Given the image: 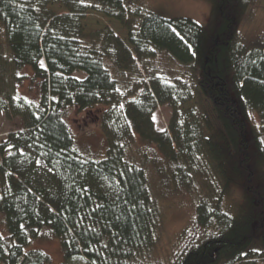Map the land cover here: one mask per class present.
Wrapping results in <instances>:
<instances>
[{
  "label": "trees",
  "instance_id": "1",
  "mask_svg": "<svg viewBox=\"0 0 264 264\" xmlns=\"http://www.w3.org/2000/svg\"><path fill=\"white\" fill-rule=\"evenodd\" d=\"M72 1L124 27L131 50L110 35L120 56L108 60L82 43L71 24L38 23L29 6L45 0H0L7 20V38L0 45V113L23 124L0 144V264H53L47 254L29 251L45 230L60 241L62 264L77 259L87 264H264V41L247 45L239 34L255 1L208 0L212 10L205 26L134 9L127 0ZM154 51L191 70L199 92L212 104L221 129L204 117L203 145L226 183L215 207L196 200L195 217L172 246L168 262L156 257L162 221L147 173L153 158L138 152V163L130 153L139 151L140 142L176 162L180 153L200 149L192 146L199 131L196 126L182 131L177 123L182 105L195 95L184 81L151 76L139 86L120 83L117 66L128 70ZM39 56L44 72L38 70ZM15 65L30 66L42 76L40 103L6 90ZM79 73L85 78H77ZM166 105L174 116L170 131L159 133L152 116ZM95 108L104 109L100 123L107 155L85 162L75 152L76 136L66 117L71 109ZM173 176L177 187L192 191L186 173ZM236 191L240 196L226 203Z\"/></svg>",
  "mask_w": 264,
  "mask_h": 264
},
{
  "label": "rangeland",
  "instance_id": "2",
  "mask_svg": "<svg viewBox=\"0 0 264 264\" xmlns=\"http://www.w3.org/2000/svg\"><path fill=\"white\" fill-rule=\"evenodd\" d=\"M127 1L134 9L139 8L166 19L185 18L205 26L211 18L212 3L208 0ZM254 1L252 9L239 29L240 37L247 45L264 41V0ZM29 9L34 12L37 22L41 25L48 24L50 20H58L61 27L71 24L75 27L77 37L79 36L82 43L101 51L110 58L108 60L116 61L117 56H120L116 42L108 38L110 35L129 46L128 31L124 27L116 21L93 13L88 6L83 7L72 0H45L39 6H29ZM140 21L138 19L135 22L136 27ZM72 36L76 35L73 34ZM6 38L7 20L0 6V45L6 41ZM129 48L131 50L130 46ZM136 62L137 65L128 68V70L126 66L119 65L116 67L123 74V77L119 78L120 83L122 81L128 82L131 86L132 82H138L139 86L141 82L148 81L149 77L159 76L169 82L182 80L192 86L195 93L192 100L182 105L181 116L177 123L182 131L196 126L194 128L199 132H196L198 135L196 142H192V146L197 143L200 149L197 148L193 153H180L181 156L176 162L165 159L155 146H148L140 142L137 145L139 151L135 150L136 152L130 153L135 162L138 163L141 162L139 157L141 153L153 158V162L147 165V173L153 198L161 211L162 221L156 257L161 261L168 262V256L173 249L172 246L195 217L196 200L204 199L211 207H215L221 192L225 190L226 183L219 175L203 145V141L208 136L204 117L216 130L221 129V125L217 120L212 104L199 92L191 70L179 67L168 55L157 51L150 53L148 58ZM37 65L39 71H45V64L40 56L37 58ZM113 66L115 67L116 64L114 63ZM75 76L80 79L85 78L82 73ZM41 77L30 66L19 67L15 65L13 68L11 67V73L7 77L6 90L29 103L38 104L44 95V81ZM103 110L102 108H95L90 111L71 109L67 114L66 121L76 136L75 152L85 162L100 161L107 155V139L100 123ZM173 116L171 107L168 105L160 106L152 116L155 130L159 133L169 132ZM22 127V119L7 117L0 113V144L8 140L11 134L19 132ZM39 165L44 167L42 161H39ZM178 167L181 168L182 172ZM174 173L187 174L193 188L191 192L176 186ZM236 195L240 196V192L236 191V194H229V197L227 195L224 201L230 204ZM2 231L5 234V231ZM29 251H41L47 254L53 264L65 262L60 241L54 238L48 230L43 231L40 238L33 241ZM68 264L87 263L82 259H77Z\"/></svg>",
  "mask_w": 264,
  "mask_h": 264
},
{
  "label": "crops",
  "instance_id": "3",
  "mask_svg": "<svg viewBox=\"0 0 264 264\" xmlns=\"http://www.w3.org/2000/svg\"><path fill=\"white\" fill-rule=\"evenodd\" d=\"M0 163H1V157H0Z\"/></svg>",
  "mask_w": 264,
  "mask_h": 264
}]
</instances>
